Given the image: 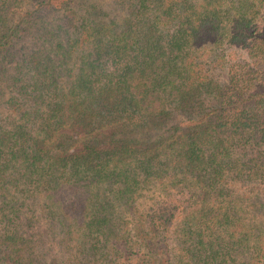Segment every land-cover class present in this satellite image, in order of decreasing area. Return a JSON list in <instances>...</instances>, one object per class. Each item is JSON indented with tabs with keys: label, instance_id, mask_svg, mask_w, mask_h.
<instances>
[{
	"label": "trees",
	"instance_id": "obj_1",
	"mask_svg": "<svg viewBox=\"0 0 264 264\" xmlns=\"http://www.w3.org/2000/svg\"><path fill=\"white\" fill-rule=\"evenodd\" d=\"M128 1L0 0V264H264V0Z\"/></svg>",
	"mask_w": 264,
	"mask_h": 264
},
{
	"label": "rangeland",
	"instance_id": "obj_2",
	"mask_svg": "<svg viewBox=\"0 0 264 264\" xmlns=\"http://www.w3.org/2000/svg\"><path fill=\"white\" fill-rule=\"evenodd\" d=\"M98 6L102 10H104L107 14H109V17L107 18H96V21L107 23L111 21L112 19H115L121 26V23L123 19L127 16L128 12L133 8V5L128 0H80V3L77 4V6H81V11L83 13H87L91 9V6ZM27 8V6L25 7ZM62 16V12H54V10H48L44 12V21L50 22V21H58L59 18ZM57 24L55 23V26ZM51 27V26H50ZM35 34V31H32L30 34L26 36V38L20 43L19 48H22V54H18V60H24V56L28 55L30 52H32L34 48V41H33V35ZM27 58V57H26ZM27 60V59H25ZM15 75V72L13 71L12 65H7L5 62H0V88L5 89L4 95L8 97L10 95L11 91V85H10V78H12ZM215 76L219 78L218 74L215 73ZM184 114V113H183ZM181 114L174 117V119L168 123L167 128H170L174 125H180L181 122L186 121V117ZM3 117V116H2ZM1 117V118H2ZM72 134V132H69ZM241 156H243L244 160H249L255 156V153L252 149H241L240 150ZM243 184H235L233 187L235 190L242 192L243 190ZM189 198L188 194L184 192L183 194H180L178 196H175V200L178 201V208L179 210H183L187 207V199ZM41 227L42 235L48 242V248L49 249V256L51 258L58 257L61 258L63 255V250L56 245L53 241L56 240L51 236L50 233H48V226L45 225V223L39 225ZM0 229V233H1ZM35 231H31V234H34Z\"/></svg>",
	"mask_w": 264,
	"mask_h": 264
}]
</instances>
